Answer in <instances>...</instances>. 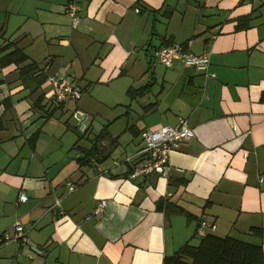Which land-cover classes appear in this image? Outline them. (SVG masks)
<instances>
[{
	"label": "crops",
	"instance_id": "crops-1",
	"mask_svg": "<svg viewBox=\"0 0 264 264\" xmlns=\"http://www.w3.org/2000/svg\"><path fill=\"white\" fill-rule=\"evenodd\" d=\"M172 44L209 53L207 69L158 64L154 50ZM15 49L81 98L55 103L46 78L25 89L4 64ZM0 61V237L20 223L42 251L0 241V264H163L199 244L202 221L260 246L264 264V0H0ZM58 112L68 120L50 121ZM179 119L194 137L170 153L168 176L129 179L141 132Z\"/></svg>",
	"mask_w": 264,
	"mask_h": 264
},
{
	"label": "built area",
	"instance_id": "built-area-1",
	"mask_svg": "<svg viewBox=\"0 0 264 264\" xmlns=\"http://www.w3.org/2000/svg\"><path fill=\"white\" fill-rule=\"evenodd\" d=\"M79 10V6L74 2H70L66 6V14L71 21L72 29H76L80 23ZM153 57L158 64L165 68L172 67L176 61L199 71H205L209 65V53L194 54L183 44L161 46L154 50ZM46 80L51 84L53 101L57 104L78 101L82 96V88L79 85L65 84L57 74H49ZM73 118L77 122L76 126H80L88 119V117L78 113H74ZM140 136L144 143V147L139 152V158L141 159L140 165H135L131 159H127L126 161L133 166V170L129 175V179L131 180L147 175L160 177L168 176L170 170V153L176 149L181 142L192 139L194 133L185 119H179L175 126H165L151 131L145 130L141 132ZM66 186L68 190H71L70 183H67ZM17 200L19 203H25L27 201V196L24 191L19 193ZM54 204L59 207V200L57 198ZM105 206V200L99 201L91 212L90 217L101 215ZM214 230L215 225L213 223L202 221L199 223L197 235L204 237L208 232H213ZM0 241L3 244L11 242L22 243L27 245L34 253H42V251L29 240L24 227L20 223H16L13 226L12 234L3 233L0 237Z\"/></svg>",
	"mask_w": 264,
	"mask_h": 264
},
{
	"label": "trees",
	"instance_id": "trees-1",
	"mask_svg": "<svg viewBox=\"0 0 264 264\" xmlns=\"http://www.w3.org/2000/svg\"><path fill=\"white\" fill-rule=\"evenodd\" d=\"M3 58L7 59L4 64L13 63L20 66L18 79L25 89L36 90L46 78L34 63L22 65L28 58L19 49L13 50ZM0 64L2 66L1 61ZM146 89L132 90L129 93L139 96L146 92ZM262 99L264 100V95ZM105 136V130L95 136L90 141L91 149L78 161L82 163L99 154ZM163 264H263V261L260 246L247 244L231 236L217 237L207 233L197 246L185 245L174 255L166 257Z\"/></svg>",
	"mask_w": 264,
	"mask_h": 264
},
{
	"label": "rangeland",
	"instance_id": "rangeland-1",
	"mask_svg": "<svg viewBox=\"0 0 264 264\" xmlns=\"http://www.w3.org/2000/svg\"><path fill=\"white\" fill-rule=\"evenodd\" d=\"M68 113L66 114H61L58 112V114H56L53 119H51L50 121H67L68 120ZM71 122V119L69 120Z\"/></svg>",
	"mask_w": 264,
	"mask_h": 264
}]
</instances>
